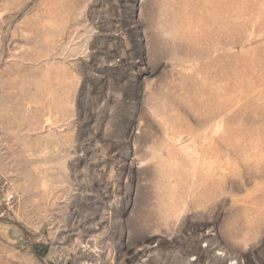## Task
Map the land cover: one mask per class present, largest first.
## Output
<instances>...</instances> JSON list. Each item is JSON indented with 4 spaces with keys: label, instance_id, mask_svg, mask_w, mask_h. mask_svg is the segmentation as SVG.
I'll return each instance as SVG.
<instances>
[{
    "label": "rangeland",
    "instance_id": "rangeland-1",
    "mask_svg": "<svg viewBox=\"0 0 264 264\" xmlns=\"http://www.w3.org/2000/svg\"><path fill=\"white\" fill-rule=\"evenodd\" d=\"M0 186V264H264V0H0Z\"/></svg>",
    "mask_w": 264,
    "mask_h": 264
},
{
    "label": "built area",
    "instance_id": "built-area-1",
    "mask_svg": "<svg viewBox=\"0 0 264 264\" xmlns=\"http://www.w3.org/2000/svg\"><path fill=\"white\" fill-rule=\"evenodd\" d=\"M0 192L2 195L1 204L3 206L0 215L3 216L13 210L16 200L14 194L9 191H4L2 186H0Z\"/></svg>",
    "mask_w": 264,
    "mask_h": 264
}]
</instances>
